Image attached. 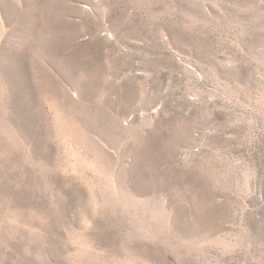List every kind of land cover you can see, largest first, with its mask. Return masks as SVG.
<instances>
[{
    "label": "rangeland",
    "instance_id": "rangeland-1",
    "mask_svg": "<svg viewBox=\"0 0 264 264\" xmlns=\"http://www.w3.org/2000/svg\"><path fill=\"white\" fill-rule=\"evenodd\" d=\"M0 264H264V0H0Z\"/></svg>",
    "mask_w": 264,
    "mask_h": 264
}]
</instances>
